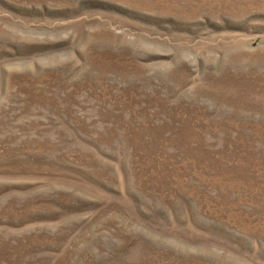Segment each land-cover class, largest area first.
<instances>
[{
    "label": "rangeland",
    "instance_id": "374dc122",
    "mask_svg": "<svg viewBox=\"0 0 264 264\" xmlns=\"http://www.w3.org/2000/svg\"><path fill=\"white\" fill-rule=\"evenodd\" d=\"M0 264H264V0H0Z\"/></svg>",
    "mask_w": 264,
    "mask_h": 264
}]
</instances>
